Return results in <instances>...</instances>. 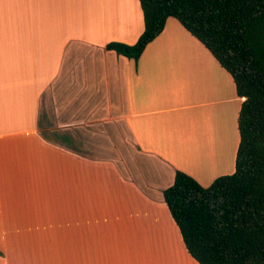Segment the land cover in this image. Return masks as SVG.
I'll use <instances>...</instances> for the list:
<instances>
[{
	"label": "crops",
	"instance_id": "0c3cea01",
	"mask_svg": "<svg viewBox=\"0 0 264 264\" xmlns=\"http://www.w3.org/2000/svg\"><path fill=\"white\" fill-rule=\"evenodd\" d=\"M144 29L140 0H0V264H200L164 191L235 172L243 97L174 17L107 49Z\"/></svg>",
	"mask_w": 264,
	"mask_h": 264
},
{
	"label": "trees",
	"instance_id": "16d2710c",
	"mask_svg": "<svg viewBox=\"0 0 264 264\" xmlns=\"http://www.w3.org/2000/svg\"><path fill=\"white\" fill-rule=\"evenodd\" d=\"M145 29L107 49L137 59L174 17L233 76L243 97L236 170L202 186L178 170L164 199L200 264H264V0H140Z\"/></svg>",
	"mask_w": 264,
	"mask_h": 264
},
{
	"label": "rangeland",
	"instance_id": "374dc122",
	"mask_svg": "<svg viewBox=\"0 0 264 264\" xmlns=\"http://www.w3.org/2000/svg\"><path fill=\"white\" fill-rule=\"evenodd\" d=\"M115 179V175L112 174V177L110 178V180H113ZM113 194V193H112ZM111 194V195H112ZM12 230V229H11ZM11 237V236H10ZM0 239H1V236H0ZM2 242V241H1ZM17 242V241H16ZM16 242H10V238H8V243L7 245H14ZM22 243H29V242H22ZM3 244V243H2ZM1 245V244H0ZM3 252L0 250V255H2ZM22 259V258H21ZM27 260H34V259H27ZM179 264H181L180 262H178Z\"/></svg>",
	"mask_w": 264,
	"mask_h": 264
},
{
	"label": "bare ground",
	"instance_id": "6f19581e",
	"mask_svg": "<svg viewBox=\"0 0 264 264\" xmlns=\"http://www.w3.org/2000/svg\"><path fill=\"white\" fill-rule=\"evenodd\" d=\"M187 260H189V259H187ZM193 263V262H192ZM188 264V263H187Z\"/></svg>",
	"mask_w": 264,
	"mask_h": 264
}]
</instances>
